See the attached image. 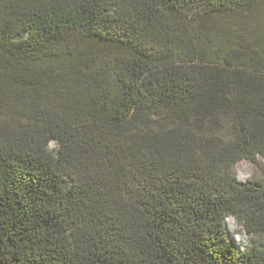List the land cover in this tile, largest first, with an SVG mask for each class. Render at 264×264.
Listing matches in <instances>:
<instances>
[{"label":"trees","instance_id":"16d2710c","mask_svg":"<svg viewBox=\"0 0 264 264\" xmlns=\"http://www.w3.org/2000/svg\"><path fill=\"white\" fill-rule=\"evenodd\" d=\"M259 159L264 0H0V264H264Z\"/></svg>","mask_w":264,"mask_h":264},{"label":"rangeland","instance_id":"374dc122","mask_svg":"<svg viewBox=\"0 0 264 264\" xmlns=\"http://www.w3.org/2000/svg\"><path fill=\"white\" fill-rule=\"evenodd\" d=\"M50 148L55 149L56 145L52 143ZM259 164L264 166L262 159H259ZM234 171L237 182L242 184L259 174L258 167L248 161H241L234 165ZM226 225L231 239L240 251L250 246L264 248V232L247 235L236 220L231 217L227 218Z\"/></svg>","mask_w":264,"mask_h":264}]
</instances>
